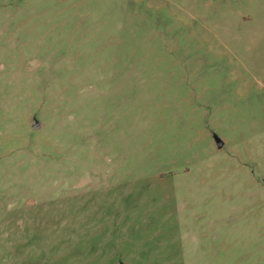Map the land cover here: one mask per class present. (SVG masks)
Masks as SVG:
<instances>
[{
	"label": "rangeland",
	"instance_id": "374dc122",
	"mask_svg": "<svg viewBox=\"0 0 264 264\" xmlns=\"http://www.w3.org/2000/svg\"><path fill=\"white\" fill-rule=\"evenodd\" d=\"M0 264H264V0H0Z\"/></svg>",
	"mask_w": 264,
	"mask_h": 264
},
{
	"label": "water",
	"instance_id": "95a60500",
	"mask_svg": "<svg viewBox=\"0 0 264 264\" xmlns=\"http://www.w3.org/2000/svg\"><path fill=\"white\" fill-rule=\"evenodd\" d=\"M33 126H35V127H39L40 126V123L38 122L37 119H34ZM215 139H216L218 147H222L223 144H224L223 140L220 137H218V136H215Z\"/></svg>",
	"mask_w": 264,
	"mask_h": 264
}]
</instances>
